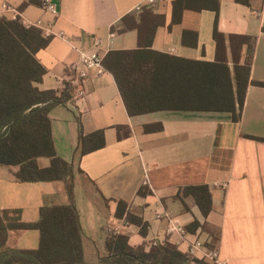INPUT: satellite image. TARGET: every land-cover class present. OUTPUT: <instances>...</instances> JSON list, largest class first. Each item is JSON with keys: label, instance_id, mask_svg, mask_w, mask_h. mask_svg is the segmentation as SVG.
Wrapping results in <instances>:
<instances>
[{"label": "crops", "instance_id": "crops-1", "mask_svg": "<svg viewBox=\"0 0 264 264\" xmlns=\"http://www.w3.org/2000/svg\"><path fill=\"white\" fill-rule=\"evenodd\" d=\"M38 1L41 4L0 0V18H20L23 25L41 21L49 29V43L35 54L45 69L41 82L34 84L40 91L64 92L71 79L68 66L78 61V50L90 51L94 37L101 39L103 58L109 51L136 50L138 32L118 29L125 16L138 22L147 11L162 18L149 46L158 54L156 61L162 56L215 60V14L211 10L184 9L174 17V0L140 12H135V7L144 0H49L57 6V13L51 14L42 8L44 0ZM217 2V30L226 38L232 75L227 36L255 38L238 122H233L230 112L155 105L162 103L163 97L146 101L156 110L130 115L112 74L105 69L101 75L85 79L82 99L71 93L64 104L50 110L56 153L73 168V195L85 262L94 264L105 255L106 233L114 232L126 235L131 246L148 249L154 243L170 242L184 254L189 242L197 239L203 250L192 259L205 264L208 261L202 254L211 250L217 251L219 264H264V140H259L264 139V87L251 83H264V0H249V6L235 0ZM59 32L63 38L55 36ZM244 57L245 48L240 63ZM174 72L175 66L167 69L168 76ZM184 74V95L169 89V100H192V84H187L192 71L185 69ZM155 124H161L162 129L144 132V126ZM117 127H122V135L129 129V136L118 140ZM98 130H103L104 146L79 155V136ZM36 162L40 168L50 164L46 157ZM17 170V166L0 165V210H20L22 222L34 223L41 207L68 204L63 182H20L14 176ZM199 185L207 186L211 197L206 217L194 198L183 194L185 187ZM119 201L126 204L127 212L147 223L145 236L124 218L115 217ZM169 220L183 229V238L167 233ZM194 221L198 226L191 231ZM38 242L37 230L10 231L7 246L32 250Z\"/></svg>", "mask_w": 264, "mask_h": 264}, {"label": "trees", "instance_id": "trees-1", "mask_svg": "<svg viewBox=\"0 0 264 264\" xmlns=\"http://www.w3.org/2000/svg\"><path fill=\"white\" fill-rule=\"evenodd\" d=\"M31 1L41 4L38 0ZM235 2L249 6V0ZM184 9H207L214 12L213 62L166 56L156 61L158 54L151 51L149 46L162 18L147 11L138 22L133 16H125L121 20L122 27L118 29V32L136 30L138 48L107 52L103 58V67L112 74L130 115L156 110L146 101L163 97L162 103L155 105L164 108L170 105L178 110L230 112L233 122H238L249 83L255 38L236 34L227 36L233 64L232 75L227 65L226 38L217 30V0H174V17L180 16ZM49 40L41 30L25 27L19 19L0 18V165L17 166L14 176L20 182H63L69 202L66 205L41 207L39 218L34 223L22 222L20 210H0V264H90L85 262L83 256L81 227L73 195V168L56 153L49 118L50 110L64 104L73 89L68 83L64 92L58 94L53 90L40 91L34 85L41 82L45 74L35 54L45 48ZM243 48L245 57L240 63ZM172 66H175L174 75L168 76L167 69L171 70ZM185 69L192 71V80L188 77L187 81L188 87L192 84V100H169V89L178 95L182 91L184 95ZM251 83L264 87V83ZM121 129L117 127L118 140L130 134L129 129H126L122 135ZM161 129V124L143 128L146 133ZM104 144L103 130H98L85 136L80 135L77 149L79 155H84L102 148ZM39 157L49 159L47 168L38 167L36 159ZM183 194L194 198L203 217L209 214L211 197L207 186L185 187ZM115 217L124 218L127 223L138 227L140 235H146L147 223L127 212L124 202L117 203ZM197 226L198 223L194 221L189 230ZM32 229L39 233L36 249L21 250L7 246L10 231ZM104 245L105 255L100 256L94 264H205L189 258L170 242L146 249L142 245L131 246L124 234L108 232Z\"/></svg>", "mask_w": 264, "mask_h": 264}, {"label": "built area", "instance_id": "built-area-1", "mask_svg": "<svg viewBox=\"0 0 264 264\" xmlns=\"http://www.w3.org/2000/svg\"><path fill=\"white\" fill-rule=\"evenodd\" d=\"M164 1L166 0H144L141 4L135 7V12H140L142 9L153 8L157 4ZM42 8L51 14L57 13V6L49 0H44L42 2ZM17 19L20 20V18ZM24 26L35 27L41 30L45 37L51 36L49 29L47 27H44L41 21H36L35 23H28L26 25L24 23ZM55 36L60 38L64 37L63 33L61 32L55 34ZM101 45V39L94 37L90 51L78 50V61L68 66V71L71 74L69 84L73 89L74 98L77 100L82 99L85 95V91L82 86L85 79H87L90 75L99 76L104 72L103 55H101L100 52ZM167 233L178 234L181 238H183L185 234L183 229L175 221L172 220H169ZM153 245H156V243H154ZM202 248V243L196 239L192 242H189L185 254L192 259L197 254V252L203 250ZM217 257V251L215 250L204 251L202 254V258L207 260L210 264H219L217 261Z\"/></svg>", "mask_w": 264, "mask_h": 264}]
</instances>
